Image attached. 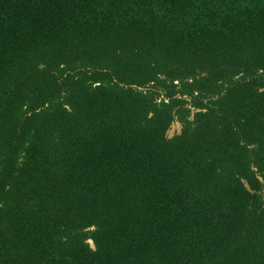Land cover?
Segmentation results:
<instances>
[{
    "label": "trees",
    "instance_id": "16d2710c",
    "mask_svg": "<svg viewBox=\"0 0 264 264\" xmlns=\"http://www.w3.org/2000/svg\"><path fill=\"white\" fill-rule=\"evenodd\" d=\"M0 264H264V0H0Z\"/></svg>",
    "mask_w": 264,
    "mask_h": 264
},
{
    "label": "rangeland",
    "instance_id": "374dc122",
    "mask_svg": "<svg viewBox=\"0 0 264 264\" xmlns=\"http://www.w3.org/2000/svg\"><path fill=\"white\" fill-rule=\"evenodd\" d=\"M180 131V125L178 122H173L169 128V130L167 131L166 135L167 137H171L174 134L179 133Z\"/></svg>",
    "mask_w": 264,
    "mask_h": 264
}]
</instances>
